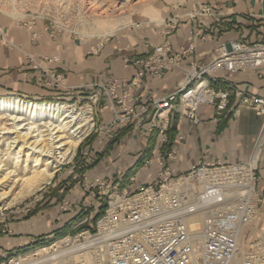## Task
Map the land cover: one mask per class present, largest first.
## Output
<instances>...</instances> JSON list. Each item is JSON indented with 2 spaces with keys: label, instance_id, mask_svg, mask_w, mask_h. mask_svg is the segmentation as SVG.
<instances>
[{
  "label": "crops",
  "instance_id": "1",
  "mask_svg": "<svg viewBox=\"0 0 264 264\" xmlns=\"http://www.w3.org/2000/svg\"><path fill=\"white\" fill-rule=\"evenodd\" d=\"M202 5L210 6L211 14L201 15L195 10L194 16L186 17L187 9H177L176 17L180 19L177 29L172 33L166 26L163 31L155 30L163 35L157 44V37H147L150 41L141 44L140 41L128 42L126 37L120 36L105 42L97 53L72 41L49 38L31 40L24 52L0 44V94L14 93L34 100L58 98L77 104L91 100V95L104 86L106 90L103 88L98 105L91 100L98 123L109 128V132L101 130L100 133H119L118 139L122 140L118 147L113 145L108 151H97L99 158L93 172L98 173L93 176L105 179L118 192L129 190L131 186H137L138 190L153 183L143 185V180L131 172L134 167L145 170L153 166L155 173L150 179L159 180L163 170L179 177L198 162H247L260 143L255 166V194L258 213L264 218V65L235 72L220 70L208 76L212 88L230 92L228 109L218 114L215 107L200 105L197 110L200 121L195 123L187 110L176 104L169 114L165 141L159 135L163 123L157 119L155 108L150 107L152 99L178 90L185 70L193 63L206 65L220 43L228 40L264 43V0L200 2L194 4V8ZM192 37L197 40L196 49L194 53H185ZM167 41L171 44L169 54L181 57L179 64L172 69L148 68L145 61L155 54L154 46ZM56 53L60 58L50 66L64 74L66 87L54 89L57 93H46L45 86L38 81L42 71L33 70L27 55L45 57ZM115 96H126V104L135 108V115H128ZM255 98L263 102L257 105L253 101ZM142 106L150 108L142 113ZM141 113L143 120L139 121L136 114ZM117 115L125 117V122L118 123ZM105 153L107 156L103 157ZM157 158L163 160V166L158 164ZM105 194L98 188L90 191L74 186L65 192L61 188L53 190L40 204L34 200L31 209L14 211L17 215L3 225L11 232L0 234V263L66 231L69 233L79 225V228H94L95 219L106 203ZM65 201L73 205L70 211L61 209Z\"/></svg>",
  "mask_w": 264,
  "mask_h": 264
},
{
  "label": "bare ground",
  "instance_id": "2",
  "mask_svg": "<svg viewBox=\"0 0 264 264\" xmlns=\"http://www.w3.org/2000/svg\"><path fill=\"white\" fill-rule=\"evenodd\" d=\"M156 1L0 0V12L5 15L2 20L4 30L1 28L0 31L2 38L0 44L5 48L24 52L31 39L35 38L31 32H34L32 21L27 19L26 12V7L33 5L43 13L53 16L57 24L65 28L72 25L84 44L96 43L100 49L104 41L118 37L131 26L139 27L142 23L163 24L165 20L162 12L154 6ZM166 1L178 7L186 0ZM75 12L77 17H74ZM62 13L67 18L65 22L61 20ZM135 13H141L146 20L135 21L133 19ZM195 14L196 12H193L188 15ZM24 20L30 25L25 22L26 27H19L20 22ZM37 33L35 35L40 39L53 37L51 34H45L43 30ZM27 56L35 58L30 54ZM93 116L91 105L79 107L66 102H36L18 96L0 95L1 208H9L36 194L51 182L63 164L74 159L80 144L94 127ZM259 150L260 143L250 160L252 166H256ZM247 175L252 187L249 193L242 183L233 180L223 185L222 191L218 194L203 195L208 187L200 183L195 176L173 179L166 185V189L185 191V195L194 200L195 205L200 206L198 213H190L186 218L190 229H193L198 221H202L206 211L221 208L227 202L242 207L249 195L254 197V182L250 179L252 175L250 170ZM218 197L222 201H219ZM121 203L120 198L112 201L108 215L100 221V231L97 234L87 233L82 242L67 236L53 244L57 246L54 251H50L51 246H42L31 253L12 259L8 264H109L110 242L125 227L123 215L117 208ZM255 217L251 215L242 219L237 237L238 249L231 264H247L249 260H252L251 264H264V239L252 245L254 253L246 251L242 245L245 229Z\"/></svg>",
  "mask_w": 264,
  "mask_h": 264
},
{
  "label": "built area",
  "instance_id": "3",
  "mask_svg": "<svg viewBox=\"0 0 264 264\" xmlns=\"http://www.w3.org/2000/svg\"><path fill=\"white\" fill-rule=\"evenodd\" d=\"M199 14H211V7L203 6ZM195 48V41H192L184 52L193 53ZM170 50L168 43L156 45L155 54L145 61V65L153 70L160 61L162 67L177 65L176 56L174 63L173 58L167 59ZM262 65L264 43L246 44L238 40L222 42L216 48L210 63L206 66L196 65L199 71L193 75H186L176 92L152 100L150 107L155 108L157 119L163 123L160 134H165L169 114L176 104L184 107L189 117L196 123L200 121L197 116L200 105L213 106L218 114L228 109L230 92L211 87L209 77L215 72L256 69ZM56 82L62 85L61 76ZM97 99L98 94L91 96L94 103ZM115 99L119 105L124 106L128 115H135V108L126 104V96H115ZM253 101L257 105L263 102L261 98H255ZM150 107L142 106V113ZM142 113L136 114L139 121L143 120ZM119 116L117 115V121L126 120L125 117ZM157 161L163 166L161 158H157ZM249 170L252 173L249 178L254 182L255 166L248 162L218 164L198 162L191 166L187 174L178 178L195 176L200 183L208 187L203 195L212 193L216 195L222 191L223 185L233 180L242 183L249 193V190H252L248 182ZM173 179L177 178L173 177L171 171L163 170L157 182L142 186L131 195L125 189L118 196L122 203L118 204L117 208L123 215L125 227L110 242L109 264H231L238 249L239 225L242 219L256 214L255 187L254 197L249 195L242 207L227 202L221 208L208 210L204 213L202 221H198L197 226L190 229L186 218L190 213H198L200 206L195 205L194 200L185 195V191L166 189V185ZM95 182L104 185L106 180L98 177ZM110 208L111 205L107 215ZM251 263L252 260L247 262Z\"/></svg>",
  "mask_w": 264,
  "mask_h": 264
},
{
  "label": "rangeland",
  "instance_id": "4",
  "mask_svg": "<svg viewBox=\"0 0 264 264\" xmlns=\"http://www.w3.org/2000/svg\"><path fill=\"white\" fill-rule=\"evenodd\" d=\"M224 3V0H186L185 3L179 4V6L175 7L172 3L167 2L166 0H157L154 3V6L156 8H158L163 15V18L165 19V22H163V24L161 25H157V24H140L141 26L139 27H134L131 26L130 28L122 31L121 35H119L118 37L122 36L126 37V40L130 41L131 43L139 42L141 44L145 43V41H150L149 38L147 37H157V39H155V42L157 44L158 40H161L163 38V35L161 34V32H155V30H160L163 31L165 26H166V30H168V32L170 31V33H172V31L176 30L178 25H179V21L180 19L178 17H176V10L180 9H187L188 14H191L193 11H200L201 8L204 6L202 5L201 8L198 7L197 9L194 8V4L199 3L200 2H212V3H217L219 4V2ZM206 7H210V6H206ZM200 8V9H199ZM26 12H27V19L29 21H32V26L34 28V32H32V37L35 36V38L33 37L31 40H35L36 38L38 40H44L47 38H42L40 39V37H36V33L39 34L40 32L45 31V34H51L53 37L49 36V39H55L57 41H72V42H77L76 45H83L84 48L89 47V50L92 53H97L98 51H100V49H103L104 47V43L107 41H104L101 48L99 49L98 44H84L82 38L73 30V26L71 25L70 28L67 27L65 28L64 26H61L59 24L56 23L55 19L53 16H50L47 13H43L42 11L36 9L35 6L33 5H28L26 7ZM5 15L0 12V19H1V23H0V31L2 30L1 28H3V17ZM74 17H77V13L75 12ZM169 17H171L170 19H168ZM186 17H191L189 15H187ZM133 19L135 21H145V16H143L141 13H135L133 15ZM61 20L62 21H67V18L65 16L64 13L61 14ZM27 23V20L21 21L19 24V27H26L25 24ZM165 23V25H164ZM28 24V23H27ZM30 25V24H28ZM37 28V29H36ZM4 30V28H3ZM36 32V33H35ZM154 34V35H153ZM151 35V36H150ZM112 38H116V37H112ZM111 38V39H112ZM2 39V38H0ZM78 39V40H77ZM109 41V40H108ZM128 41V42H129ZM195 41V46L196 45V38L192 37L191 38V42ZM231 41V40H228ZM225 42V41H224ZM170 44L168 41L165 42ZM155 44V43H154ZM221 44V43H220ZM171 45V44H170ZM155 47V46H154ZM219 47V46H218ZM93 48V49H92ZM92 49V50H91ZM155 49V48H154ZM196 49V48H195ZM216 50V49H215ZM195 51V50H194ZM194 53V52H193ZM215 53V51H214ZM213 53V54H214ZM29 55V54H28ZM32 55L33 59H31L30 57H27V61L29 63V65H32L34 68L33 70H41L42 74L39 77L38 81L39 83L43 84L45 86V92L46 93H57L54 91V89H58V88H62V87H66V79L64 74L60 73L57 69H54L50 66L51 62H55L58 61L59 58H56L57 55H60L59 53H56L52 56H45V57H41L35 54H30ZM153 56V55H152ZM174 56H176V62L179 64V60L181 59V57L179 55H168L167 59L169 58H173L172 62L174 63ZM213 58V55H212ZM211 58V59H212ZM211 61V60H210ZM210 61L207 63L209 64ZM162 62H157L156 68L155 69H172L173 67L177 66V65H172L171 67H162ZM206 64V65H207ZM198 66H206V65H200L198 63H193L192 66L189 69H186L184 72V76H183V80H185L186 75H193L196 71L198 72L199 70L197 69ZM150 68V67H148ZM154 69V70H155ZM59 76H61V80H62V85L59 84L58 82H56V80L59 78ZM180 82L179 84L183 83ZM61 86V87H60ZM179 87V86H178ZM106 90V88L100 87L99 91H96L94 94H98V99L95 102V105H98L100 97L103 95V90ZM93 94V95H94ZM1 95V94H0ZM2 96H6V97H13V96H18L21 99L24 100H31V101H36V102H66L69 104H76L73 100L72 101H65L64 99H41V100H34V99H30V98H23L19 95L16 94H7V95H2ZM92 96V95H91ZM156 99V98H155ZM154 100V99H152ZM152 100L150 101V103L152 102ZM86 102V103H85ZM92 101L91 100H82L80 102H78L76 105L81 107V106H85V105H91L92 106ZM93 117H94V127L92 129V131L90 132V134L88 136H86L83 140V142L80 144L77 154L75 156V158L66 164H63L61 166V168L57 171L55 177L51 180L50 183H48L47 185H45L40 191H38L36 194L26 198L25 200H23L21 203H17L14 204L12 206H10L9 208H1L0 206V234H9L11 231L8 228H4L3 225H5L6 223H9L12 220V216L15 214L17 215V213H14V211H24L26 209H31L32 206L35 204V202H38V204L42 203L45 201L46 197L48 196V194L52 193L53 190H59L62 188L64 190V192L66 190H70L72 189L74 186H78V187H83V188H88V190L90 191H94L96 188H98L100 191H104L105 197H106V202L104 203L106 205V207L103 208V211H101V213H99L95 219V224H94V228L88 229L87 227H81V225L77 226L76 228L70 229L69 233H67L68 231H66V233H63L61 235L55 236L53 237L51 240L46 241L44 243H41L40 245H36L35 247H32L31 249H29V251H23L21 253H18L16 255L7 257V259H5L6 261L0 264H8L12 259L20 257L21 255H26L28 253H31L33 251H35L36 249L42 247V246H51L50 251H54L57 246L53 244L62 239L65 238L67 236L72 237L73 239L77 240L78 242H82L84 241V236L89 233L91 235L97 234L100 231V220L105 217L107 215V211L111 205V201L116 200L117 198H119L118 196L121 195V193L124 191H117L116 189H113V185H111L109 182H105L104 185H100L96 184L95 179L97 177L93 176V167L96 165V161L99 158V153H97V151H108L109 148L111 146H119V140L122 139H118V137L120 136L119 133H100L101 130L105 131V132H109V128H107V126H101V124L98 123V119H97V115H96V110H95V106L93 107ZM120 118H122V116H119ZM117 120V119H116ZM118 123H124V122H120L117 121ZM196 123V122H195ZM199 123V122H198ZM107 130V131H106ZM160 135V138L165 141V136L164 135ZM160 139V141H161ZM162 141V142H163ZM117 142V143H116ZM115 143V144H114ZM161 143V142H160ZM104 151V152H105ZM103 152V153H104ZM107 156L106 153L103 155V157ZM102 157V158H103ZM248 163H250V160L247 161ZM89 169V170H88ZM131 172L133 174H135L138 178H140L141 180H143V185L148 184L149 182H157L158 180L154 177L153 179L151 178V174L155 173V168L149 167L148 169L145 170H138L137 167H134ZM98 173V172H97ZM178 178V177H175ZM92 179V180H91ZM105 180V179H104ZM81 184V185H80ZM256 184V180H254V187ZM142 185V184H140ZM94 188V189H93ZM137 186L133 187L131 186L130 189L128 190V193L131 195L132 193H134L137 190ZM80 192H83L82 190ZM79 192V194H80ZM255 195V194H254ZM82 196V195H80ZM85 198V197H84ZM257 200V197H255ZM254 201L256 203V214H255V218L253 219V221L247 226V228L245 229L244 232V238L242 240V245L244 246V248L246 249V251L250 252V253H254V248L252 247L253 244H256V242L264 239V218H261V215L258 213V208H257V201ZM78 204V203H77ZM103 204V205H104ZM61 209L62 210H71V208L73 207L72 204L69 203V201H65L63 203V205H61ZM251 225V226H250ZM250 226V227H249ZM43 242V241H42ZM73 264V263H72Z\"/></svg>",
  "mask_w": 264,
  "mask_h": 264
},
{
  "label": "trees",
  "instance_id": "5",
  "mask_svg": "<svg viewBox=\"0 0 264 264\" xmlns=\"http://www.w3.org/2000/svg\"><path fill=\"white\" fill-rule=\"evenodd\" d=\"M104 207H106V205H103V207H102V208H104ZM27 251H29V250H27Z\"/></svg>",
  "mask_w": 264,
  "mask_h": 264
}]
</instances>
